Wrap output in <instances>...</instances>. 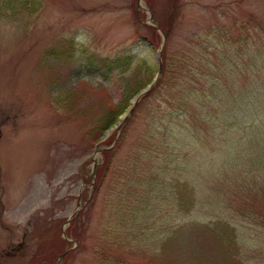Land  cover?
Listing matches in <instances>:
<instances>
[{
  "label": "rangeland",
  "instance_id": "rangeland-1",
  "mask_svg": "<svg viewBox=\"0 0 264 264\" xmlns=\"http://www.w3.org/2000/svg\"><path fill=\"white\" fill-rule=\"evenodd\" d=\"M137 3L0 0V264H264V0H141L118 125Z\"/></svg>",
  "mask_w": 264,
  "mask_h": 264
},
{
  "label": "water",
  "instance_id": "water-1",
  "mask_svg": "<svg viewBox=\"0 0 264 264\" xmlns=\"http://www.w3.org/2000/svg\"><path fill=\"white\" fill-rule=\"evenodd\" d=\"M140 6V4H139ZM151 18V15L149 13V19ZM164 44V42L162 43V45ZM161 73V67H159V71H158V74L156 75V78L154 79V81L149 85V87H147L145 89V91H143L140 95H138L134 101H133V104L130 105V107L126 110V112L122 115V117L119 119V125L122 124L132 113L133 111V108L134 106L136 105V103L139 101V99L141 98L142 95H144L149 89L152 88V86L158 81L159 79V74ZM94 167V165H93ZM93 175V174H92ZM62 257V256H61ZM60 257V258H61Z\"/></svg>",
  "mask_w": 264,
  "mask_h": 264
},
{
  "label": "trees",
  "instance_id": "trees-1",
  "mask_svg": "<svg viewBox=\"0 0 264 264\" xmlns=\"http://www.w3.org/2000/svg\"><path fill=\"white\" fill-rule=\"evenodd\" d=\"M25 2H27V0H25ZM3 6H6V5H3ZM130 59H131L130 57L125 58L124 60H122V59H117V60L112 61L111 64L114 65V64H119L120 62H125V61H127L128 66H130V64H131V63L129 62ZM163 67H164L163 74H165V72H166V70H165V65H163Z\"/></svg>",
  "mask_w": 264,
  "mask_h": 264
}]
</instances>
